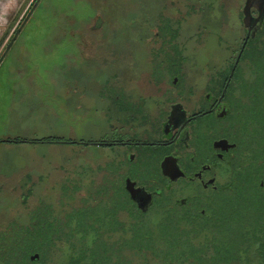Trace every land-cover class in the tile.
<instances>
[{
	"label": "flooded vegetation",
	"instance_id": "obj_1",
	"mask_svg": "<svg viewBox=\"0 0 264 264\" xmlns=\"http://www.w3.org/2000/svg\"><path fill=\"white\" fill-rule=\"evenodd\" d=\"M69 1L65 16L56 10L54 24L61 32L54 35L97 36V50L109 51L105 62L70 67L68 80H52L58 85L55 97L70 112L83 109L88 128L98 135L59 143L78 148L72 150L78 154L93 148L86 154L85 177L67 184L86 207L63 218L43 212L42 218L36 201L28 204L37 194L38 176H27L15 192L19 213L31 216L3 230H19L23 237L35 230L38 237L50 229L61 249L67 244L56 230L81 229L82 217L87 247L99 240L115 246L126 240L121 236L148 230L159 239L175 236L183 249L202 254L182 257L186 263L215 259L256 231L264 264V2L247 7L248 0ZM79 4L83 16L74 8ZM20 140L14 144L41 139ZM85 183L89 193L84 187L79 193ZM127 183L149 201L132 200ZM8 201L0 204L5 208ZM127 203L138 218L123 222L118 215L128 213ZM151 216H157L154 230L144 228ZM72 219L75 228L68 226ZM90 231L100 233L95 238ZM148 256L155 259L142 257ZM39 260L38 253L28 256L30 263Z\"/></svg>",
	"mask_w": 264,
	"mask_h": 264
},
{
	"label": "rangeland",
	"instance_id": "obj_2",
	"mask_svg": "<svg viewBox=\"0 0 264 264\" xmlns=\"http://www.w3.org/2000/svg\"><path fill=\"white\" fill-rule=\"evenodd\" d=\"M31 1L10 0L8 5L0 7V34H5L4 38L17 27ZM70 5L69 0H40L38 2L31 17L21 29L20 34L15 37L0 62V83L6 81H31L36 83L34 88L26 89L36 99L40 96L39 83L52 80H68L70 67L81 66L84 68L88 64H99L108 59V54L105 53L108 50H105L104 46L101 47V50H97L99 45L97 36L88 35L86 38H71L67 35H54V33L61 32L54 24L56 10L58 9L65 16ZM83 7V4L74 5L78 13L77 16L84 15L86 11ZM122 10L125 11L126 7H122ZM64 21L66 22V20ZM6 41L0 39L1 43L6 44ZM83 42L91 45L81 50L78 45H82ZM4 47L0 55H2ZM89 50L90 52H88ZM121 51L126 52L124 49ZM190 63H193V61ZM5 102L7 103V98L4 97L3 90L0 88V109L3 108L2 104ZM39 103L47 105L46 107L49 110L48 112L42 110L40 113H36V119L33 121L25 117H18L9 121L0 120V137L10 135V138L14 139L59 138L68 140L73 138L79 141L98 136L96 130L91 131L88 128L85 121V116L88 114H84L83 109L70 112L67 104L61 102L57 96H52L49 102L40 100ZM83 105L84 103H82ZM19 113L20 110L16 112V114ZM50 114L49 119H40V117ZM30 124H33L34 127L29 126ZM14 145L16 146H0V179L5 182L4 185H0V200H9L5 208L0 204V226L2 225L0 230H3L6 225H11V223L24 225L28 222L27 219L31 215L29 212L19 213L22 204L15 192L18 189L19 182L22 179L26 180L27 176H38L37 194L34 198L28 200V204L31 205L36 201L38 204L34 203V207L36 205L35 212L40 214L42 218L44 217V215H41L43 212L54 211L61 214L59 217L63 218L64 214L68 212L86 207L82 200H77L79 195L68 193L69 186L67 184L80 183L82 175L85 177L84 168L87 166L84 167V162L86 154L91 152L93 148L82 152L83 154H78L72 152V150L78 148H71L66 144L22 143ZM69 153L71 154L68 156ZM70 167L72 168L71 172ZM81 168L83 174H81ZM89 180L91 181V179ZM101 180H105L103 175ZM83 187L85 194H88L90 184L85 183L82 185V190L79 193H84ZM1 203L3 204L2 201ZM40 205L44 206L41 207ZM28 207L26 206V208ZM29 208L31 209V207ZM128 208V213L121 211L118 215L123 222L130 219V216L138 218L137 213L130 205ZM68 215L70 216L71 213ZM148 219L144 223V228L154 230L157 224V216H151ZM75 222L72 219L71 224L68 223V226L75 228ZM108 234L110 233L106 232V236ZM124 237L126 236L124 235ZM124 237L121 236V239ZM117 238L118 236L114 234L111 241L114 242ZM66 253V247H62L61 251L52 254V260L56 264H61ZM125 254L130 264H159L156 259L149 256L144 259L140 256L131 255L132 252L130 251H125Z\"/></svg>",
	"mask_w": 264,
	"mask_h": 264
},
{
	"label": "trees",
	"instance_id": "obj_3",
	"mask_svg": "<svg viewBox=\"0 0 264 264\" xmlns=\"http://www.w3.org/2000/svg\"><path fill=\"white\" fill-rule=\"evenodd\" d=\"M34 2L35 0H32L30 8ZM16 142H23V140L0 139V143ZM32 142L59 144L65 142V140L43 138ZM82 219L81 217L78 222L81 229L65 233L56 230V233L61 236L59 239L64 240V243L67 244L65 261H62L61 264H130L129 261L120 260L116 257L122 255L126 257L125 251H130L132 252L131 255L140 257L150 254L159 264H260L261 247L256 231H250V238L247 243L243 239L235 241L232 249L225 248L221 256L215 259L204 260L203 258L195 257L193 262L186 263L182 257H194L193 255L202 254L198 252V254L192 253L193 251L190 252L183 249L175 236L159 239L158 236H154L155 234L147 233L148 230L133 232L131 237L123 238L126 240L115 246L99 240L98 242L94 241L90 247H87L85 238L89 231L83 230L84 222ZM91 231V235L93 234L92 236L97 238L100 232ZM36 233L35 230H29L25 232L23 237L21 231L12 228L0 231V259H2L4 264H56L52 257L56 251H61V249L54 242L52 230L41 229L38 237ZM32 253H38L40 260L30 263L28 256ZM114 258L116 259L113 260Z\"/></svg>",
	"mask_w": 264,
	"mask_h": 264
},
{
	"label": "crops",
	"instance_id": "obj_4",
	"mask_svg": "<svg viewBox=\"0 0 264 264\" xmlns=\"http://www.w3.org/2000/svg\"><path fill=\"white\" fill-rule=\"evenodd\" d=\"M10 0H0V7H5L8 5ZM2 34H0V39L6 41L9 35L4 38ZM4 42H0V52L4 47ZM36 83H32L31 81H6L0 83V88L3 90L4 97L7 98V103L2 104V109H0V120L9 121L15 120L18 117L31 119L32 121L36 119L35 114L40 113L42 110L48 112L49 108L47 105H42L39 103L40 100H44L49 102L52 96H55V87L52 81L41 82L39 83L40 96L36 99L32 96L33 94L27 91L28 88H34ZM20 110L19 114H16L17 111ZM51 114L48 116H42L41 118L49 119ZM19 118V120H20ZM29 126L34 127L33 124ZM26 131V130H24ZM7 135V134H6ZM11 136H3L0 139H14L10 138ZM0 146H16L11 143H3Z\"/></svg>",
	"mask_w": 264,
	"mask_h": 264
},
{
	"label": "water",
	"instance_id": "obj_5",
	"mask_svg": "<svg viewBox=\"0 0 264 264\" xmlns=\"http://www.w3.org/2000/svg\"><path fill=\"white\" fill-rule=\"evenodd\" d=\"M38 1L39 0H35V2L33 3V5H32V8L30 9V11L27 13V15H26V17H25V19L23 20V22L21 23V25H20V27L17 29V31L15 32V35L12 37V39H11V41H10V43L7 45V47H6V49H5V51L2 53V55L0 56V62H1V60H2V58H3V56H4V54H5V52L7 51V49L10 47V45L13 43V41H14V39H15V37L17 36V34L20 32V30H21V28H22V26L24 25V23L26 22V20L29 18V16H30V14L33 12V10H34V8L36 7V4L38 3ZM260 1H263L264 2V0H248V2H247V7H250V5H258V3L260 2ZM132 187V188H131ZM126 189H127V191L129 192V195H130V198L132 199V200H134V201H143L144 202V200L146 201H149V198H143L142 196H141V193L143 194V192H141V190H137V189H134L133 188V184H129V183H127V185H126ZM144 195V194H143ZM142 197V198H141ZM146 197V196H145ZM139 203V202H138ZM38 258V255H34V256H32L30 259L31 260H35V259H37Z\"/></svg>",
	"mask_w": 264,
	"mask_h": 264
}]
</instances>
